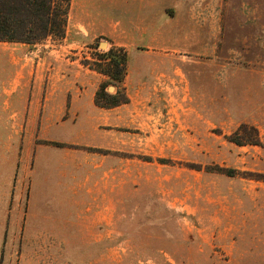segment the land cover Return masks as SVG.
<instances>
[{
    "label": "rangeland",
    "instance_id": "1",
    "mask_svg": "<svg viewBox=\"0 0 264 264\" xmlns=\"http://www.w3.org/2000/svg\"><path fill=\"white\" fill-rule=\"evenodd\" d=\"M48 81L90 138L27 119ZM0 264H264V0H69L0 41Z\"/></svg>",
    "mask_w": 264,
    "mask_h": 264
},
{
    "label": "trees",
    "instance_id": "2",
    "mask_svg": "<svg viewBox=\"0 0 264 264\" xmlns=\"http://www.w3.org/2000/svg\"><path fill=\"white\" fill-rule=\"evenodd\" d=\"M68 4L69 0H0V41L32 43L63 36ZM120 64L114 61V74L108 63L94 69L119 80L124 70Z\"/></svg>",
    "mask_w": 264,
    "mask_h": 264
},
{
    "label": "crops",
    "instance_id": "3",
    "mask_svg": "<svg viewBox=\"0 0 264 264\" xmlns=\"http://www.w3.org/2000/svg\"><path fill=\"white\" fill-rule=\"evenodd\" d=\"M35 83L32 86V96L35 95V91L38 94L40 86L35 87ZM54 85V86H53ZM15 89V88H13ZM18 89V88H16ZM37 89V90H36ZM43 94L41 98H36L29 101V109L32 105H41L40 112L30 113V116L27 117L28 120H41L53 122L50 124V131L52 133L54 140H60L67 136V139H71L76 134L78 128H81V134L87 138H90L93 134L94 125L85 124L80 126L78 121H89L91 122L92 118H95L98 115V109L95 108L94 104L92 105L91 101H77L71 99L69 105L66 102V89L61 87V84L46 82L45 87L42 86ZM12 97L14 94H11ZM15 99L14 97L12 98ZM13 103V101H11ZM46 127V126H45ZM45 132L42 130V133ZM47 133V131H46ZM45 134V133H44ZM44 148V146H41ZM37 153L34 155V161H37ZM37 163V162H36ZM39 165V164H38ZM36 166V165H35Z\"/></svg>",
    "mask_w": 264,
    "mask_h": 264
},
{
    "label": "water",
    "instance_id": "4",
    "mask_svg": "<svg viewBox=\"0 0 264 264\" xmlns=\"http://www.w3.org/2000/svg\"><path fill=\"white\" fill-rule=\"evenodd\" d=\"M109 88H111V86H109Z\"/></svg>",
    "mask_w": 264,
    "mask_h": 264
}]
</instances>
